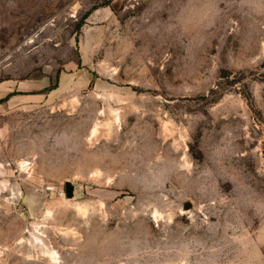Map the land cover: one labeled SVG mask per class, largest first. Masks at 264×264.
Returning <instances> with one entry per match:
<instances>
[{
  "label": "rangeland",
  "instance_id": "1",
  "mask_svg": "<svg viewBox=\"0 0 264 264\" xmlns=\"http://www.w3.org/2000/svg\"><path fill=\"white\" fill-rule=\"evenodd\" d=\"M0 264H264V0H0Z\"/></svg>",
  "mask_w": 264,
  "mask_h": 264
},
{
  "label": "water",
  "instance_id": "2",
  "mask_svg": "<svg viewBox=\"0 0 264 264\" xmlns=\"http://www.w3.org/2000/svg\"><path fill=\"white\" fill-rule=\"evenodd\" d=\"M66 194L69 198L73 197L74 195V185L69 181L66 183Z\"/></svg>",
  "mask_w": 264,
  "mask_h": 264
}]
</instances>
